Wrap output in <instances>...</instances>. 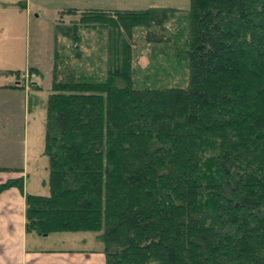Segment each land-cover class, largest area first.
Instances as JSON below:
<instances>
[{"label":"trees","instance_id":"16d2710c","mask_svg":"<svg viewBox=\"0 0 264 264\" xmlns=\"http://www.w3.org/2000/svg\"><path fill=\"white\" fill-rule=\"evenodd\" d=\"M77 10L108 28L118 65L53 82L51 193H27L28 231H98L106 264H264V0H191L185 86L137 87L125 42L177 8Z\"/></svg>","mask_w":264,"mask_h":264},{"label":"rangeland","instance_id":"374dc122","mask_svg":"<svg viewBox=\"0 0 264 264\" xmlns=\"http://www.w3.org/2000/svg\"><path fill=\"white\" fill-rule=\"evenodd\" d=\"M81 4L87 5L85 9L105 10L177 8L163 27L137 26L132 29L131 38L125 35V42L131 46V76L137 87L188 84L189 68L177 55L180 42H175L180 37L185 41L189 33L187 16L191 0H0V27L3 25L6 30L3 40L0 35V84L13 80L14 85L23 88H0V109H9L14 136L10 148L0 143V158H8L10 173L19 171L28 177L30 192L42 195L51 193L50 159L45 146L53 82H99L118 65L108 28L82 19L85 16L82 10L67 11ZM58 23L79 25L80 38L76 41L63 32L58 33ZM148 29L163 35L164 41L148 40ZM64 231L67 230L50 234L32 232L30 244L45 248H99L103 245L98 231ZM82 233L89 236V241L82 242ZM70 235L80 240H72ZM64 237L71 241H65Z\"/></svg>","mask_w":264,"mask_h":264},{"label":"crops","instance_id":"0c3cea01","mask_svg":"<svg viewBox=\"0 0 264 264\" xmlns=\"http://www.w3.org/2000/svg\"><path fill=\"white\" fill-rule=\"evenodd\" d=\"M86 6L85 4L74 5V8L85 9L83 7ZM0 35L1 40H3L6 35L3 25L0 27ZM18 70L20 71V69ZM0 88L10 90L23 89L22 86L14 85L13 80L0 84ZM9 113L10 111L7 108L0 109V143L1 145H9L8 148L11 147L14 137ZM8 163V158H0V168H3V171L0 172V182H5L9 178L19 177L24 180V192L18 185L10 186L0 192V264H106V254L100 246L99 248H45L33 243L30 244L32 232L40 233L28 231L27 229L26 195L27 193H38L30 192L28 177L23 172L10 173L11 166ZM64 232L69 233V231ZM82 234L85 235V233ZM83 236L82 242L89 241V236ZM76 237L75 235H70L72 240H80ZM64 238L65 241H71L69 238Z\"/></svg>","mask_w":264,"mask_h":264},{"label":"water","instance_id":"95a60500","mask_svg":"<svg viewBox=\"0 0 264 264\" xmlns=\"http://www.w3.org/2000/svg\"><path fill=\"white\" fill-rule=\"evenodd\" d=\"M45 234H47V233H45Z\"/></svg>","mask_w":264,"mask_h":264}]
</instances>
